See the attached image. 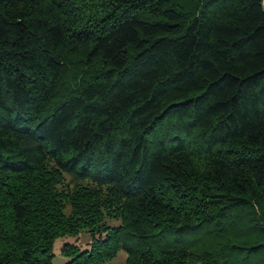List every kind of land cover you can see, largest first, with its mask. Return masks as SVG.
I'll use <instances>...</instances> for the list:
<instances>
[{"label": "trees", "instance_id": "obj_1", "mask_svg": "<svg viewBox=\"0 0 264 264\" xmlns=\"http://www.w3.org/2000/svg\"><path fill=\"white\" fill-rule=\"evenodd\" d=\"M122 248L264 264V0H0V264Z\"/></svg>", "mask_w": 264, "mask_h": 264}, {"label": "rangeland", "instance_id": "obj_2", "mask_svg": "<svg viewBox=\"0 0 264 264\" xmlns=\"http://www.w3.org/2000/svg\"><path fill=\"white\" fill-rule=\"evenodd\" d=\"M106 221L112 226L120 224V220L116 218L108 217ZM90 242H91V235L87 231H82L76 236H63L58 238L54 246L55 262L63 263L68 260V257L62 254V248L66 243H72V244L80 245L81 247H87L89 246ZM131 242L132 245L136 247L144 246L142 243L138 242L137 240H133ZM126 258H127V252L125 249L122 248L117 252V255L114 258L107 260L104 264H126Z\"/></svg>", "mask_w": 264, "mask_h": 264}]
</instances>
